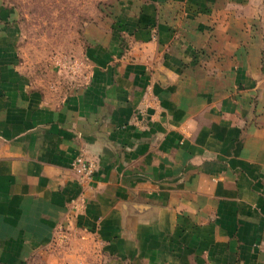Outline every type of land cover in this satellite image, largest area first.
I'll use <instances>...</instances> for the list:
<instances>
[{"label": "crops", "instance_id": "crops-1", "mask_svg": "<svg viewBox=\"0 0 264 264\" xmlns=\"http://www.w3.org/2000/svg\"><path fill=\"white\" fill-rule=\"evenodd\" d=\"M104 2L63 91L22 65L0 4V264L69 231L118 264H264L257 0Z\"/></svg>", "mask_w": 264, "mask_h": 264}, {"label": "rangeland", "instance_id": "rangeland-1", "mask_svg": "<svg viewBox=\"0 0 264 264\" xmlns=\"http://www.w3.org/2000/svg\"><path fill=\"white\" fill-rule=\"evenodd\" d=\"M0 4L16 13L22 65L35 82L60 91L81 76L88 26L102 22L101 13L110 8L104 0H0ZM254 11L262 13L256 22L264 31V0H257ZM31 264H118V260L96 236L69 231Z\"/></svg>", "mask_w": 264, "mask_h": 264}, {"label": "built area", "instance_id": "built-area-1", "mask_svg": "<svg viewBox=\"0 0 264 264\" xmlns=\"http://www.w3.org/2000/svg\"><path fill=\"white\" fill-rule=\"evenodd\" d=\"M73 168L82 179H90L94 173V166L83 158H78L73 164Z\"/></svg>", "mask_w": 264, "mask_h": 264}]
</instances>
